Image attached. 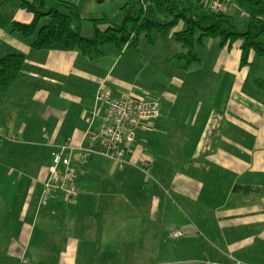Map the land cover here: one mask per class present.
I'll return each mask as SVG.
<instances>
[{
	"label": "crops",
	"instance_id": "1",
	"mask_svg": "<svg viewBox=\"0 0 264 264\" xmlns=\"http://www.w3.org/2000/svg\"><path fill=\"white\" fill-rule=\"evenodd\" d=\"M68 1L89 38L86 19L107 17L97 6L105 0ZM13 21L31 20L19 2L0 1V58L24 59L0 91V264H264V91L252 84L264 79L261 58L240 68L236 48L209 40L183 68L172 59L184 51L173 37L180 27L153 32L151 44L140 36L137 52L35 50ZM161 70L165 83L151 94ZM99 89L160 105L122 166L77 150L103 126ZM64 143L75 148L78 195L41 204Z\"/></svg>",
	"mask_w": 264,
	"mask_h": 264
},
{
	"label": "trees",
	"instance_id": "2",
	"mask_svg": "<svg viewBox=\"0 0 264 264\" xmlns=\"http://www.w3.org/2000/svg\"><path fill=\"white\" fill-rule=\"evenodd\" d=\"M211 1L196 0L200 7H206L210 12L192 15L191 0H130L120 7L116 22L106 17L86 19L93 32L88 38L80 33V25L85 20L71 1L19 0V7L31 15V21L29 24L13 21L12 30L23 37L34 36L29 46L35 50L59 47L65 52L78 51L85 56H91L100 54V48L105 45L113 46L119 51L127 47L137 52L140 36H144L151 44L153 32L174 29L182 22L185 28L176 31L173 37L184 52L174 55L172 59L182 63L183 68L198 62L193 47L196 43L203 45V40H217L220 48H236L240 68L251 66L254 57L264 58V0H235L240 9V17L247 19L244 32H239L236 28L230 14L233 11L231 4H226L224 0H215L221 9H213ZM43 19L47 22L38 26ZM23 62L21 55H4L0 58L1 92L7 91L19 77ZM252 84L258 90L264 91V79H253ZM126 97L144 102L156 101Z\"/></svg>",
	"mask_w": 264,
	"mask_h": 264
},
{
	"label": "built area",
	"instance_id": "3",
	"mask_svg": "<svg viewBox=\"0 0 264 264\" xmlns=\"http://www.w3.org/2000/svg\"><path fill=\"white\" fill-rule=\"evenodd\" d=\"M213 9H221L220 4L212 0ZM96 102L105 105L102 118L103 126L92 134L87 149L77 148L82 160L95 155L124 164L125 147L131 144L139 124L159 116L160 108L156 101L144 102L129 97L115 98L111 92L99 89ZM75 150L69 143L56 147L51 164L47 167V179L40 197L41 204H46L55 195L75 199L78 195L77 174L70 164V155ZM173 239L183 236L179 230H172Z\"/></svg>",
	"mask_w": 264,
	"mask_h": 264
},
{
	"label": "rangeland",
	"instance_id": "4",
	"mask_svg": "<svg viewBox=\"0 0 264 264\" xmlns=\"http://www.w3.org/2000/svg\"><path fill=\"white\" fill-rule=\"evenodd\" d=\"M2 1V0H0ZM120 0H105L103 3L97 5L98 6V13L102 15H105L107 16L106 18L113 21V22H116V18H117V15H118V12H119V9H116L117 7V4L119 3ZM226 4H231L233 6V11L230 13L231 16L233 17L234 19V22H235V25H236V28L239 32H244L245 31V28L247 26V19L244 18V17H240L239 15V8L237 6V4L235 3V0H224ZM19 0H14V3H18ZM98 1H96V3H98ZM191 2L193 3V7H192V15H199V14H203V13H208L210 12V10L206 7H200V5L196 2V0H191ZM28 18L29 20H31V15L28 14ZM103 18V17H101ZM47 22V20L43 19V20H40V22L38 23V26H41L43 24H45ZM85 22V21H84ZM87 24H89L88 22H86ZM83 24V23H82ZM90 26V25H89ZM180 27L181 29H184L185 28V25L182 23V22H179L178 25L175 27V28H178ZM89 29H91V36L93 35V32H92V27L90 26ZM83 31H81V35L84 36V37H87L85 35L82 34ZM89 36V38L91 37ZM152 38L154 37L153 35H151ZM144 39V38H143ZM205 42V46H206V43L209 41V40H203ZM202 41V42H203ZM203 42V44H204ZM200 44L196 43L194 45V54H199L197 51V47H199ZM165 48L168 49V46L167 44H165ZM157 50H160L159 47L156 48V51ZM184 51L181 49V53H183ZM262 61H264V58H261ZM163 70V69H162ZM162 70L159 71V74L161 77H156L155 79V82L154 83H150V84H147L149 86V89L148 91L152 94L155 92V90H159V86H163L164 83H165V80H166V76L165 74L162 73ZM154 85V87H153ZM76 171V170H75Z\"/></svg>",
	"mask_w": 264,
	"mask_h": 264
}]
</instances>
